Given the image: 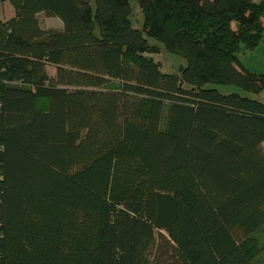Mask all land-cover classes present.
<instances>
[{"label": "trees", "instance_id": "16d2710c", "mask_svg": "<svg viewBox=\"0 0 264 264\" xmlns=\"http://www.w3.org/2000/svg\"><path fill=\"white\" fill-rule=\"evenodd\" d=\"M5 1L0 264H264V0Z\"/></svg>", "mask_w": 264, "mask_h": 264}, {"label": "rangeland", "instance_id": "374dc122", "mask_svg": "<svg viewBox=\"0 0 264 264\" xmlns=\"http://www.w3.org/2000/svg\"><path fill=\"white\" fill-rule=\"evenodd\" d=\"M2 3V2H0ZM9 5L10 2L8 1ZM1 5V4H0ZM131 7H132V25L135 28L142 29L144 24V14L140 7L138 0H131ZM14 9V8H13ZM0 14H2V9L0 8ZM56 19H60L58 17H55ZM45 15L41 16L42 22L45 20ZM61 26H63L62 20H60ZM145 37L148 39V42L150 44H156L161 47V52L158 54L152 55L155 59V61L159 62L161 64V71L164 73L169 74H177L180 73L181 66H186L187 61L185 58H183L180 55H177L175 53L170 52L165 45L159 41L157 38L150 37L145 34ZM239 58L241 63L250 71L256 73V74H264V38L261 41V43L252 50L245 49L242 50L239 53ZM54 68H50L49 71H54ZM209 88H217L223 93H231V92H239V93H245L240 87L236 85H223V84H215V83H209L207 85ZM251 97L261 100L264 102V92L259 95H252ZM163 234L167 237H163V240L160 242L159 248H157L155 253V264H175L173 255V247L171 243L166 242L168 239V236L165 232ZM162 234V235H163ZM162 235L159 237L162 238ZM165 238V239H164ZM258 242L263 245V250L258 255L259 261H264V230L259 232L257 234Z\"/></svg>", "mask_w": 264, "mask_h": 264}, {"label": "crops", "instance_id": "0c3cea01", "mask_svg": "<svg viewBox=\"0 0 264 264\" xmlns=\"http://www.w3.org/2000/svg\"><path fill=\"white\" fill-rule=\"evenodd\" d=\"M0 4H1L0 8L2 9V14H0V19L1 20L6 21V20H8V19H10V18L15 16V9H13L14 7H13V5L11 3H10L11 5H9L8 1H5V2H2ZM42 15H44V14H41L40 18H41ZM45 18H46L45 22L44 21L42 22V20H41V24H42V26L44 28H61L62 27L61 23H60L61 19L58 20L55 17H48L46 15H45ZM54 72H55V70L51 71L52 74Z\"/></svg>", "mask_w": 264, "mask_h": 264}, {"label": "built area", "instance_id": "2783aa9c", "mask_svg": "<svg viewBox=\"0 0 264 264\" xmlns=\"http://www.w3.org/2000/svg\"><path fill=\"white\" fill-rule=\"evenodd\" d=\"M0 82H1V80H0Z\"/></svg>", "mask_w": 264, "mask_h": 264}]
</instances>
